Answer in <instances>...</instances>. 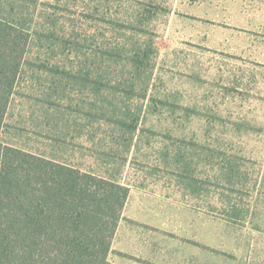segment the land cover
<instances>
[{"label": "rangeland", "instance_id": "374dc122", "mask_svg": "<svg viewBox=\"0 0 264 264\" xmlns=\"http://www.w3.org/2000/svg\"><path fill=\"white\" fill-rule=\"evenodd\" d=\"M31 34L4 144L129 188L114 264H264V0H0Z\"/></svg>", "mask_w": 264, "mask_h": 264}, {"label": "trees", "instance_id": "16d2710c", "mask_svg": "<svg viewBox=\"0 0 264 264\" xmlns=\"http://www.w3.org/2000/svg\"><path fill=\"white\" fill-rule=\"evenodd\" d=\"M30 38L0 19V264H114L129 188L1 140Z\"/></svg>", "mask_w": 264, "mask_h": 264}, {"label": "crops", "instance_id": "0c3cea01", "mask_svg": "<svg viewBox=\"0 0 264 264\" xmlns=\"http://www.w3.org/2000/svg\"><path fill=\"white\" fill-rule=\"evenodd\" d=\"M20 80V79H19ZM19 83V82H18ZM10 107V106H9ZM8 112H9V109H8ZM7 115H8V113H7ZM6 118H7V116H6ZM6 121V120H5ZM7 145H9V144H7ZM11 146V145H10ZM15 148H17V147H15ZM19 149H21V148H19ZM23 150V149H22ZM25 151V150H24ZM27 152V151H26ZM30 153V152H29ZM33 154V153H32ZM35 155H37V154H35ZM38 156H41V155H38ZM43 157V156H42ZM46 158V157H45ZM47 159H50V160H54V161H56V162H59V161H57V160H55V159H51V158H47ZM59 163H62V162H59ZM62 164H66V163H62ZM66 165H68V164H66Z\"/></svg>", "mask_w": 264, "mask_h": 264}]
</instances>
